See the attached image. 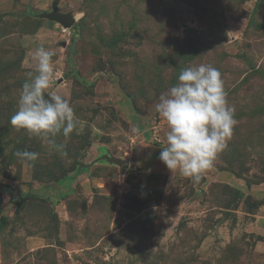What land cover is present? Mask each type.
Returning <instances> with one entry per match:
<instances>
[{"label":"rangeland","instance_id":"374dc122","mask_svg":"<svg viewBox=\"0 0 264 264\" xmlns=\"http://www.w3.org/2000/svg\"><path fill=\"white\" fill-rule=\"evenodd\" d=\"M41 44L80 122L67 155L10 122ZM200 64L237 123L194 183L159 159L155 104ZM0 264H264V0H0Z\"/></svg>","mask_w":264,"mask_h":264},{"label":"clouds","instance_id":"9594fccd","mask_svg":"<svg viewBox=\"0 0 264 264\" xmlns=\"http://www.w3.org/2000/svg\"><path fill=\"white\" fill-rule=\"evenodd\" d=\"M55 55L42 44L36 48L32 56L35 72L28 73L10 122L17 131L24 130L29 137L40 138L67 155L66 144L56 138L61 134L70 137L80 122L67 98L48 91L56 76ZM155 111L169 129L159 159L172 173L178 170L199 183L217 155L227 148L237 123L220 71L211 64L182 69L178 82L160 95ZM14 155L23 163L39 157V153L28 150H17Z\"/></svg>","mask_w":264,"mask_h":264},{"label":"water","instance_id":"95a60500","mask_svg":"<svg viewBox=\"0 0 264 264\" xmlns=\"http://www.w3.org/2000/svg\"><path fill=\"white\" fill-rule=\"evenodd\" d=\"M44 16L48 17L50 20L60 22L64 26V28L71 27L76 22V17L73 16L72 13H64L60 10L59 1H55L52 7V11L44 14ZM105 159L111 162H119V160L115 157L110 158L109 156H105Z\"/></svg>","mask_w":264,"mask_h":264},{"label":"trees","instance_id":"16d2710c","mask_svg":"<svg viewBox=\"0 0 264 264\" xmlns=\"http://www.w3.org/2000/svg\"><path fill=\"white\" fill-rule=\"evenodd\" d=\"M79 168H81V167H79ZM81 169L87 171V170H88V166H84V167H82ZM73 178H74V177L72 176V179H73Z\"/></svg>","mask_w":264,"mask_h":264},{"label":"bare ground","instance_id":"6f19581e","mask_svg":"<svg viewBox=\"0 0 264 264\" xmlns=\"http://www.w3.org/2000/svg\"><path fill=\"white\" fill-rule=\"evenodd\" d=\"M76 17V16H75Z\"/></svg>","mask_w":264,"mask_h":264}]
</instances>
